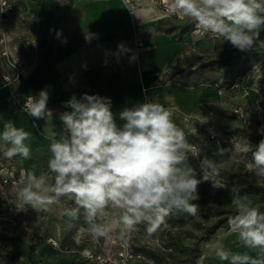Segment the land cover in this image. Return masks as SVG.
<instances>
[{"label": "rangeland", "instance_id": "1", "mask_svg": "<svg viewBox=\"0 0 264 264\" xmlns=\"http://www.w3.org/2000/svg\"><path fill=\"white\" fill-rule=\"evenodd\" d=\"M134 1L136 8L147 5L154 9L152 14L166 16L164 27L189 37L187 53L164 82L174 88L182 85L187 102L160 104L173 112L174 122L184 131L198 179L204 156L218 161L214 155L218 147L232 149L234 159L218 177L220 188H214L211 181L202 182L198 199L192 201L198 208L195 215L173 211L151 236L146 225L140 224L122 237L118 218L113 217L109 235L94 240L83 218L68 226L63 211L73 202L66 198L47 210L19 209L16 192L22 186L23 173L29 169L37 175L47 172L50 155L51 133L44 134L25 110L29 98L36 94H26L18 97L26 121L16 127L31 133L26 141L31 157L9 159L0 152V264H197L205 242L215 234L207 235L210 226L218 222L220 228L229 229L227 220L236 214L229 188L238 186L241 194L264 212V181L249 171L252 153L247 147L249 144L254 150L264 139L258 131L264 127V29L253 47L242 52L223 38L197 30L190 19L168 16L166 0ZM89 3L91 0H0L1 86L21 94L23 79L31 75L46 51L45 42H55L52 37L60 26L59 19L55 25L57 10L61 6L74 8L79 12L74 17L81 19ZM41 35L46 36L45 41ZM227 56V62L211 63ZM3 128L4 123L0 132ZM191 256L190 262L184 263Z\"/></svg>", "mask_w": 264, "mask_h": 264}, {"label": "clouds", "instance_id": "2", "mask_svg": "<svg viewBox=\"0 0 264 264\" xmlns=\"http://www.w3.org/2000/svg\"><path fill=\"white\" fill-rule=\"evenodd\" d=\"M153 11L149 7L144 14ZM166 14L190 19L197 30L223 38L242 52L253 47L264 29V0H166ZM93 35L87 34L86 41ZM130 51L118 45L117 58ZM135 59L133 54L130 60ZM48 99L46 89L30 97L25 105L27 114L37 120L51 114ZM64 106L71 111L60 115L62 130L48 137V171L37 175L26 170L16 199L19 209L37 211L47 210L62 198L72 201L63 211L68 226L83 218L94 240L109 235L113 217L118 218L123 237L140 224L153 235L173 211L195 215L198 208L192 201L198 199V186L211 181L214 188H220V172L234 159L231 148L218 147L214 153L218 161L207 156L200 160L202 176L198 179L184 131L174 122L173 112L153 100L124 108L119 113L121 126L110 98L85 93L77 99L73 95ZM258 131L264 134V127ZM30 137V132L5 120L0 152L5 158L27 160L31 157L26 143ZM235 142L233 138L231 143ZM247 147L252 153L249 171L264 181V139L254 150L249 144ZM228 192L236 212L227 220L229 229L257 255H232L223 248L217 249L216 255L231 264H264V212L242 195L238 186Z\"/></svg>", "mask_w": 264, "mask_h": 264}, {"label": "crops", "instance_id": "3", "mask_svg": "<svg viewBox=\"0 0 264 264\" xmlns=\"http://www.w3.org/2000/svg\"><path fill=\"white\" fill-rule=\"evenodd\" d=\"M89 4L85 17L82 14L85 19L75 18L79 12L74 8L68 10L61 6L60 14L57 10L55 25L59 19L60 29L54 31L52 39L55 42L47 45L45 42L46 51L31 75L23 79L19 96L0 83V124L5 120L13 121L15 126L24 123L19 98L30 93L38 95L42 89L49 94L47 108L51 114L45 113L39 120L32 118L31 122L44 134L62 130L60 115L71 111L64 102L73 95L77 99L85 93L110 98L118 126L123 124L119 113L124 108L149 100L187 102L182 85L174 88L164 84L168 74L187 53L189 37L185 32L164 27L167 20L164 15L144 14L149 8L147 5L129 11L123 0H91ZM62 23L66 26H61ZM87 34H94L90 41L85 39ZM137 35L146 44L153 45V49L138 50ZM41 38L46 40V36L41 35ZM120 44L132 51L119 53L117 58ZM133 54L136 59L131 61ZM219 248L232 255H257L256 250L244 245L238 234L220 228L205 242L197 264H231L230 260L217 257Z\"/></svg>", "mask_w": 264, "mask_h": 264}, {"label": "built area", "instance_id": "4", "mask_svg": "<svg viewBox=\"0 0 264 264\" xmlns=\"http://www.w3.org/2000/svg\"><path fill=\"white\" fill-rule=\"evenodd\" d=\"M123 2L129 6L130 9H135L137 7V3L134 0H123ZM136 45L137 49L140 51H151L153 49V45L146 44L143 38L139 35L136 36Z\"/></svg>", "mask_w": 264, "mask_h": 264}, {"label": "trees", "instance_id": "5", "mask_svg": "<svg viewBox=\"0 0 264 264\" xmlns=\"http://www.w3.org/2000/svg\"><path fill=\"white\" fill-rule=\"evenodd\" d=\"M229 59V56H227L225 59H220V60H215V61H212L211 63H215V62H227ZM220 227H222L221 224H219L218 222L214 223L213 225L210 226V228L208 229V232H207V235H211L213 233H215ZM193 257H188L187 259L184 260V263H188L190 262V260L192 259Z\"/></svg>", "mask_w": 264, "mask_h": 264}]
</instances>
